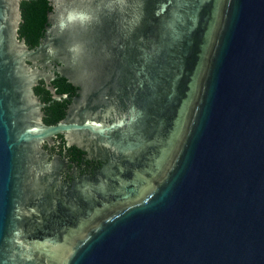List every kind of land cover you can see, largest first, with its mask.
Masks as SVG:
<instances>
[{
  "label": "water",
  "instance_id": "95a60500",
  "mask_svg": "<svg viewBox=\"0 0 264 264\" xmlns=\"http://www.w3.org/2000/svg\"><path fill=\"white\" fill-rule=\"evenodd\" d=\"M20 1L0 0V264H264V0H50L31 48ZM56 62L79 97L46 124ZM58 133L109 159L97 177L65 188Z\"/></svg>",
  "mask_w": 264,
  "mask_h": 264
},
{
  "label": "trees",
  "instance_id": "16d2710c",
  "mask_svg": "<svg viewBox=\"0 0 264 264\" xmlns=\"http://www.w3.org/2000/svg\"><path fill=\"white\" fill-rule=\"evenodd\" d=\"M20 17L21 20L18 24V37L24 39L25 43L28 47H35L41 40L44 35L45 27L47 23V12L50 10V0H21L20 5ZM61 65L60 63H54L53 77L50 78L48 82H46L43 78L38 79L37 84L34 86V92L38 95L40 101L44 103L41 107V111L43 113L42 120L46 124H55L56 122L62 120L67 116L68 108V98L67 94H71L73 92H78L79 87L73 85L68 78L63 76L60 72L56 70V68ZM50 87L54 88V92L56 94H66V97L61 96L60 98H54L53 93L50 90ZM68 106V108H66ZM91 107V113L93 116L102 117L107 111L103 106L93 105ZM118 114L124 113L125 108H117L115 111ZM55 137L60 139V146L58 148V154L54 156H58L59 159L65 160L66 168V159L61 157V154L64 152L65 148H73L75 150H82L83 152H87V149H84L81 145H77L76 143L67 144L65 137L58 133ZM47 143V142H46ZM46 145V144H45ZM75 149V150H74ZM71 165V163H70ZM73 166V165H72ZM63 168V170H64ZM62 170V171H63ZM61 171V174H62ZM70 172V171H69ZM99 169L94 171L93 175H86L90 178H95L98 176ZM70 175V173H69ZM79 175L75 178H78ZM65 178L62 174V181L64 182L65 188L70 190L73 184L74 179ZM138 198V197H137ZM136 197L130 198L127 202H131L137 199Z\"/></svg>",
  "mask_w": 264,
  "mask_h": 264
},
{
  "label": "flooded vegetation",
  "instance_id": "af4514ba",
  "mask_svg": "<svg viewBox=\"0 0 264 264\" xmlns=\"http://www.w3.org/2000/svg\"><path fill=\"white\" fill-rule=\"evenodd\" d=\"M77 97H79L78 92L67 94L68 105L73 101L74 98ZM66 108H68V106ZM60 144V139H58V137H54L53 143L48 144L45 142L43 143V148L47 150L49 156L52 157L58 154V148ZM61 157L66 159L67 164L66 168H64L62 171V174L65 178L71 179L79 175H93L94 171L97 169L100 171L101 167L109 160L107 157L94 154L88 150L87 152H83L82 150L78 149L73 151V148H65L64 152L61 154Z\"/></svg>",
  "mask_w": 264,
  "mask_h": 264
}]
</instances>
